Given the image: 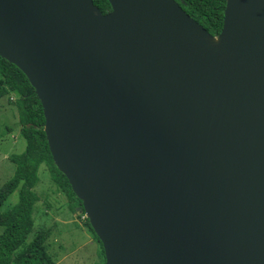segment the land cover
<instances>
[{"label": "water", "instance_id": "95a60500", "mask_svg": "<svg viewBox=\"0 0 264 264\" xmlns=\"http://www.w3.org/2000/svg\"><path fill=\"white\" fill-rule=\"evenodd\" d=\"M0 0L103 264H264V0L211 35L175 0Z\"/></svg>", "mask_w": 264, "mask_h": 264}, {"label": "trees", "instance_id": "16d2710c", "mask_svg": "<svg viewBox=\"0 0 264 264\" xmlns=\"http://www.w3.org/2000/svg\"><path fill=\"white\" fill-rule=\"evenodd\" d=\"M182 9L203 26L211 35L217 36L223 24L226 0H175ZM102 13L110 10L107 0H93ZM13 95V97H10ZM8 97L17 113L21 126L20 135L25 140L21 153H12L9 160L14 164L12 176L0 187V264H55L48 253L46 238L50 229L36 232L29 240L33 228L32 216L39 195L34 187L39 181L38 170L44 165L51 183L64 195L71 211L80 208L81 201L72 192L65 175L54 165L43 130L42 106L26 76L12 63L0 57V98ZM18 192L17 202L2 210L7 198ZM47 207L48 204H47ZM83 225L98 244V264L105 261L102 244L84 217Z\"/></svg>", "mask_w": 264, "mask_h": 264}, {"label": "rangeland", "instance_id": "374dc122", "mask_svg": "<svg viewBox=\"0 0 264 264\" xmlns=\"http://www.w3.org/2000/svg\"><path fill=\"white\" fill-rule=\"evenodd\" d=\"M20 128L15 108L5 96L0 102V187L14 172V164L9 160V155L21 153L25 148V140L21 135L16 145L15 139L11 144L12 136L17 134ZM39 176L40 182L37 184L36 192L40 195V200L36 204L35 214H33L34 224L28 240L36 232L50 229L45 242L48 253L56 260L55 264H98L100 262L96 254L98 244L94 242L90 231L83 225L85 215L81 214L80 208L70 210L64 195L56 190L47 177L43 165L40 166ZM17 200L16 190L7 198L2 210L11 207ZM57 216L67 223L57 222Z\"/></svg>", "mask_w": 264, "mask_h": 264}, {"label": "crops", "instance_id": "0c3cea01", "mask_svg": "<svg viewBox=\"0 0 264 264\" xmlns=\"http://www.w3.org/2000/svg\"><path fill=\"white\" fill-rule=\"evenodd\" d=\"M3 98H4V97H2V98H0V99L3 100ZM2 100H1V101H2ZM1 101H0V102H1ZM14 139L16 140V143H15V145H16L17 142L21 139V138H20V129L18 130V133H17V134H15L14 136H12L11 144H12L13 141H15ZM23 139H24V138H23ZM41 166H42V165H41ZM43 166H44V165H43ZM44 167H45V166H44ZM39 169H40V167H39ZM45 171H46V168H45ZM46 174H47V177L49 178L47 171H46ZM38 175H39V170H38ZM49 180H50V179H49ZM39 182H40V176H39V181H38V183H39ZM50 182H51V181H50ZM38 183H37V184H38ZM37 184H36V186L34 187L35 192H36V189H37ZM55 188H56V187H55ZM36 193H37V192H36ZM53 193H54V191H53ZM37 194H38V193H37ZM38 195H39V194H38ZM39 198H40V195H39ZM39 200H40V199H39ZM38 202H39V201H38ZM38 202H37V203H38ZM37 203H36V204H37ZM35 207H36V205H35ZM34 212H35V209H34ZM34 212H33V214H35ZM33 214H32V216H33ZM33 218H34V216H33ZM56 219H57V222H61L62 224H66V223H67V221H64L63 219H61L60 216H57ZM89 239H91V238H89ZM94 242H95V241H94ZM95 243H96V242H95ZM96 254H98V253H97V249H96Z\"/></svg>", "mask_w": 264, "mask_h": 264}, {"label": "flooded vegetation", "instance_id": "af4514ba", "mask_svg": "<svg viewBox=\"0 0 264 264\" xmlns=\"http://www.w3.org/2000/svg\"><path fill=\"white\" fill-rule=\"evenodd\" d=\"M109 11H110V10H109ZM109 11H108V12H109ZM106 13H107V12H106Z\"/></svg>", "mask_w": 264, "mask_h": 264}, {"label": "built area", "instance_id": "2783aa9c", "mask_svg": "<svg viewBox=\"0 0 264 264\" xmlns=\"http://www.w3.org/2000/svg\"><path fill=\"white\" fill-rule=\"evenodd\" d=\"M85 217V216H84Z\"/></svg>", "mask_w": 264, "mask_h": 264}]
</instances>
